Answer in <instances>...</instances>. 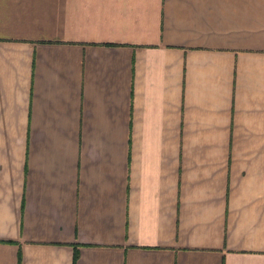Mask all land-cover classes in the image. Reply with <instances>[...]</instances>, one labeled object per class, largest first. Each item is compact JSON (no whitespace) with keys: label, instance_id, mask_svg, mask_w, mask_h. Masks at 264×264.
Returning a JSON list of instances; mask_svg holds the SVG:
<instances>
[{"label":"crops","instance_id":"obj_1","mask_svg":"<svg viewBox=\"0 0 264 264\" xmlns=\"http://www.w3.org/2000/svg\"><path fill=\"white\" fill-rule=\"evenodd\" d=\"M0 264H264V0H0Z\"/></svg>","mask_w":264,"mask_h":264}]
</instances>
